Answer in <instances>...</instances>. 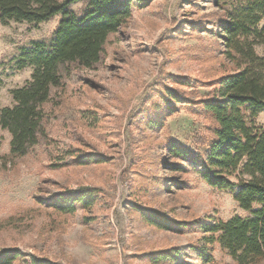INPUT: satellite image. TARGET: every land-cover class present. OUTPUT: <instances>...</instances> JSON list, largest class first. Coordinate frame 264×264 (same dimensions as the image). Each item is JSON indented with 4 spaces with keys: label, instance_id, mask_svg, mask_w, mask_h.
<instances>
[{
    "label": "rangeland",
    "instance_id": "rangeland-1",
    "mask_svg": "<svg viewBox=\"0 0 264 264\" xmlns=\"http://www.w3.org/2000/svg\"><path fill=\"white\" fill-rule=\"evenodd\" d=\"M214 1L135 0L129 23L110 36L102 62L70 71L53 90L45 105L46 140L15 155L0 125V253L16 250L28 261L56 264H237L218 245L214 261L206 263L193 245L204 235L200 223L248 214L233 192L206 183L201 166L167 149L176 141L204 152L206 119L183 103L175 112H153L156 128L144 117L162 107L167 89L192 100L211 89L198 80L233 70L218 38L223 11ZM86 5L71 8L80 16ZM60 19L0 22V109L14 106L11 91L32 78V66H18L22 51L35 41L51 42ZM255 51L264 57V45ZM256 124H264V113ZM87 189L95 192L90 208L78 204L74 214H63L49 205L62 193ZM158 219L171 228L157 225ZM172 250L177 262L154 259Z\"/></svg>",
    "mask_w": 264,
    "mask_h": 264
},
{
    "label": "trees",
    "instance_id": "trees-1",
    "mask_svg": "<svg viewBox=\"0 0 264 264\" xmlns=\"http://www.w3.org/2000/svg\"><path fill=\"white\" fill-rule=\"evenodd\" d=\"M82 1L87 5L79 16L71 6ZM134 1L0 0L2 24L14 21L37 25L61 16L51 42L35 41L22 51L18 66H32V78L11 91L14 106L0 109V125L11 135L12 154L27 155L47 139L45 105L53 90L62 86L70 71L92 68L102 62L110 36L129 23ZM214 3L223 11L217 21L218 38L233 70L208 82L198 80L211 89L202 97L194 93L192 100L167 89L161 95L162 107L146 111L149 113H144V117L148 127L156 128L160 121L151 118L153 112L163 108L166 113L175 112L182 103L204 116L209 132L205 151H193L172 141L167 145L168 153L201 166L206 183L233 192L234 200L248 216L236 215L228 220L211 217L210 221L200 223L199 230L204 235L193 249L206 263L214 261L211 251L218 245L237 264H259L264 261V124L257 125L256 119L264 113V57L256 53L255 46L264 45V0H241L238 5L230 0ZM180 80L181 85L191 87L188 79ZM94 197L95 192L89 189L65 192L54 197L49 205L60 213L74 214L78 204L90 208ZM157 222L171 228L166 220ZM154 259L174 263L179 256L177 251H163ZM0 264L56 263L34 257L28 261L12 250L0 253Z\"/></svg>",
    "mask_w": 264,
    "mask_h": 264
}]
</instances>
